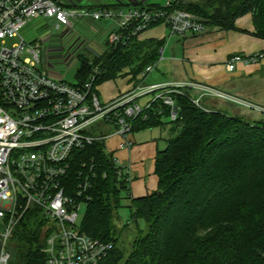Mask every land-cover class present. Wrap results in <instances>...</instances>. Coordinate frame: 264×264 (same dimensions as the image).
I'll return each instance as SVG.
<instances>
[{"label": "trees", "instance_id": "1", "mask_svg": "<svg viewBox=\"0 0 264 264\" xmlns=\"http://www.w3.org/2000/svg\"><path fill=\"white\" fill-rule=\"evenodd\" d=\"M173 1L202 20L204 33L236 31L237 20L251 14L254 35L264 40V0ZM157 6L161 5L148 7ZM165 44L134 39L110 47L100 57L82 56L77 85L88 82L97 67L95 87L128 75L137 79L147 67L157 65ZM248 88L241 85L227 92L242 96ZM182 91L172 95L179 108L177 120H170V109L160 100L134 120L135 132L169 127L167 147L155 159V192L129 196V176L121 173L105 141L87 147L73 164V175L82 160L93 159L96 165L81 228L113 244L100 264H264V118H246L243 106H237L242 110L238 113L211 108L205 100L197 106L193 91ZM124 199L137 229L129 253L120 245L115 224ZM48 226L40 209L28 210L8 244L9 264H47L43 250Z\"/></svg>", "mask_w": 264, "mask_h": 264}, {"label": "built area", "instance_id": "2", "mask_svg": "<svg viewBox=\"0 0 264 264\" xmlns=\"http://www.w3.org/2000/svg\"><path fill=\"white\" fill-rule=\"evenodd\" d=\"M38 18L47 20L61 41L57 50L45 47L44 56L51 60L50 52L59 51L62 62L70 58L68 67L78 63L79 68L84 52L100 57L110 47L140 40L153 25L165 26L171 37L203 34L206 27L173 0L153 8L137 0H124L119 6H83L81 0H0V264H9L8 244L32 208L40 209L50 224L43 250L47 264H100L114 247L82 231L81 207L91 199L89 191L97 173L92 159L79 162L72 174L79 153L98 141L107 145L115 136L122 140L119 148L132 149L134 120L156 100L169 107L170 120H177L179 108L172 95L183 94L184 88L202 92L200 98H193L197 106L205 95L235 99L199 83L141 82L103 103L94 91L98 67L85 84H69L55 75L49 63H43L40 44L26 43L21 31ZM88 24L106 31L100 51L82 37L81 30ZM16 38L20 42L8 47L7 41ZM240 64L263 65L264 52L232 56L228 71L235 72ZM156 66L147 67L138 76L140 81ZM143 98L149 100L142 104ZM115 159L131 181L130 171Z\"/></svg>", "mask_w": 264, "mask_h": 264}, {"label": "crops", "instance_id": "3", "mask_svg": "<svg viewBox=\"0 0 264 264\" xmlns=\"http://www.w3.org/2000/svg\"><path fill=\"white\" fill-rule=\"evenodd\" d=\"M166 1L168 0H140V4L163 5ZM236 27V31H213L174 37L170 36L165 26L151 28L140 40L166 41L161 59L155 68H160L161 76L154 74L153 71L140 81L139 77L132 79V76L128 75L103 83L99 86V93L103 94L105 102H109L118 95L132 90L141 82L145 85L199 83L218 87L226 92L238 91L242 83H250L253 80L262 65L240 64L235 72H229L228 60L237 54L247 56L264 52V40L254 35L255 28L251 14L239 18ZM167 52L169 55L165 57ZM118 81L123 84L119 85ZM157 131L154 128L135 132L132 136L134 142L132 149L119 148L121 138L118 136L112 138L109 151L113 152L121 165L130 171L129 196L132 198L148 196L158 188L155 159L159 150L166 149L170 133L169 127Z\"/></svg>", "mask_w": 264, "mask_h": 264}, {"label": "rangeland", "instance_id": "4", "mask_svg": "<svg viewBox=\"0 0 264 264\" xmlns=\"http://www.w3.org/2000/svg\"><path fill=\"white\" fill-rule=\"evenodd\" d=\"M124 0H81V4L83 6H90V5H95V6H101V5H109V6H119V3L123 2ZM140 2V0H137ZM150 1H162V0H150ZM164 1V0H163ZM191 0H184L183 2H188ZM82 32V37L86 39L90 47H94L97 51H100L98 46L103 44L107 38L106 31L103 30H98L92 24H88L84 26L81 30ZM22 37L25 39L27 44H30L32 46L40 44L41 45V57L43 60V63H49L50 66L52 67L51 70L55 73L56 76H61L67 83L72 84L77 81V72L79 69L78 63H75L73 66L68 67L67 64H69L70 58H68L66 62H62L60 60V57L57 56L59 51H52L51 56H54V59L48 60L46 56H44L45 53V47L50 50H57L60 48V38L58 37L57 34H54L51 32L49 29V25L47 20L43 18H38V19H32L28 25L25 26V28L21 31ZM20 39H10L7 41V46L12 47L14 44L19 43ZM66 43V42H65ZM70 43L64 44L65 47H69ZM81 49V48H80ZM169 53L167 52L168 56ZM85 57H88L89 59L93 58V54H90L89 52H84ZM53 58V57H52ZM50 61V62H49ZM264 65V64H263ZM262 65V66H263ZM261 70L258 72L257 75L253 77V80L250 83H242V87L244 86H249V88L246 91H243L240 95L249 98L245 99L242 96H237L235 94H232L230 92L223 91L219 89L218 87H214L215 89L219 90L222 92L223 95H228L230 97H234L235 101H230L229 99H223L219 97H214L212 95H205L203 98L200 99V106H201V101L205 100L206 105H208L211 108H217V109H234L235 113L242 112V110L239 109L237 106H243L242 107L243 111L245 113V117L248 119H252L254 117L255 119H262L264 118V70ZM155 73L159 77L161 76L160 68L159 69H154ZM118 84L121 85L123 83H120L118 81ZM99 86L97 85L95 87V93H98V96L100 95L99 93ZM213 87V86H211ZM180 90V88H177ZM185 89V88H184ZM188 89V88H186ZM193 92L191 93L193 95V98H200L202 95V92L200 90L196 89H191ZM239 94V93H238ZM223 96V97H225ZM100 100L105 103V98L103 94L101 93L100 95ZM214 99V100H213ZM146 100V101H145ZM142 99L140 102L144 104L146 103L149 99ZM237 101V102H236ZM207 102H210L209 104ZM242 102V103H241ZM245 103V104H243ZM247 103L252 104V106H248ZM248 108V109H247ZM261 111V112H260ZM248 113V114H247ZM113 132L115 129L112 127ZM155 130H158L157 132H160V128H155ZM112 145V138L107 141V150L109 151ZM126 196V195H125ZM123 206L118 210V213H116L115 217V224L118 229V237H120V245L125 249L127 253L131 250L132 247V242L134 241V238L137 234V229L136 225L133 222V217H132V211L128 207L129 201L124 199L123 200ZM87 209V205H82L80 215L84 218L85 212ZM139 228L145 229L146 225L143 221L139 222ZM12 247V246H11Z\"/></svg>", "mask_w": 264, "mask_h": 264}]
</instances>
